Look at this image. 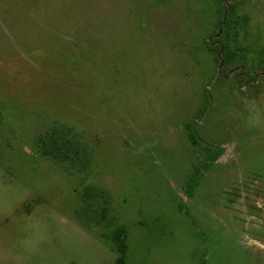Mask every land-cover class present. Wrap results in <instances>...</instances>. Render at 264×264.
<instances>
[{
  "label": "rangeland",
  "instance_id": "1",
  "mask_svg": "<svg viewBox=\"0 0 264 264\" xmlns=\"http://www.w3.org/2000/svg\"><path fill=\"white\" fill-rule=\"evenodd\" d=\"M117 225L124 264H264V0H0V264H116Z\"/></svg>",
  "mask_w": 264,
  "mask_h": 264
},
{
  "label": "trees",
  "instance_id": "2",
  "mask_svg": "<svg viewBox=\"0 0 264 264\" xmlns=\"http://www.w3.org/2000/svg\"><path fill=\"white\" fill-rule=\"evenodd\" d=\"M187 130V137L191 145L198 147L204 156V162L202 164V169H195L194 175L188 177L184 181L185 189L184 193L188 197L194 195V189L199 185L200 179L211 165L217 160V158L222 153L223 149L221 147H212L202 143L200 137L194 131L190 124L185 126ZM52 133L49 135L41 136L39 138V148L43 155L50 156L57 160L60 164H70L74 161L80 159L83 162L84 157L87 162H91V154L85 148L82 153L79 146L78 149L74 151L69 150V146L73 145L74 139L68 138L66 135L70 132V128H65L64 126L52 128ZM81 156L79 157V153ZM71 162V163H70ZM86 162H84L85 164ZM66 168V167H65ZM68 170V169H67ZM89 192L85 191L83 193V199L86 200ZM80 219L79 215H76ZM110 239L116 244L118 248L119 255L116 259V264H124V255L126 253V230L122 225H117L114 227L110 234Z\"/></svg>",
  "mask_w": 264,
  "mask_h": 264
}]
</instances>
